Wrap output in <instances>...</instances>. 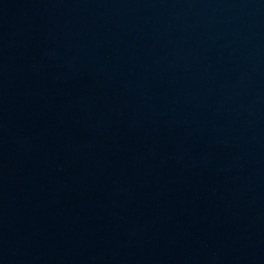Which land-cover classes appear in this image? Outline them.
<instances>
[{
  "label": "water",
  "instance_id": "1",
  "mask_svg": "<svg viewBox=\"0 0 264 264\" xmlns=\"http://www.w3.org/2000/svg\"><path fill=\"white\" fill-rule=\"evenodd\" d=\"M0 264H60L38 192L0 0Z\"/></svg>",
  "mask_w": 264,
  "mask_h": 264
}]
</instances>
